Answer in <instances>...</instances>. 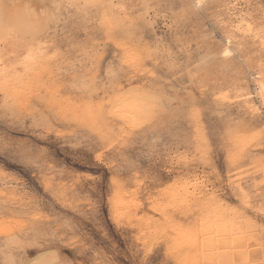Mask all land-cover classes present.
Returning <instances> with one entry per match:
<instances>
[{"label": "rangeland", "instance_id": "obj_1", "mask_svg": "<svg viewBox=\"0 0 264 264\" xmlns=\"http://www.w3.org/2000/svg\"><path fill=\"white\" fill-rule=\"evenodd\" d=\"M194 1L0 0V264L264 258V0Z\"/></svg>", "mask_w": 264, "mask_h": 264}, {"label": "bare ground", "instance_id": "obj_2", "mask_svg": "<svg viewBox=\"0 0 264 264\" xmlns=\"http://www.w3.org/2000/svg\"><path fill=\"white\" fill-rule=\"evenodd\" d=\"M211 0H206V2H205V4L204 5H206V3H208V2H210ZM194 6H195V8H198L197 6H196V0L194 1V4H193ZM192 5V6H193ZM204 5L202 6V7H204ZM209 5H211V4H209ZM116 7V6H115ZM202 7H199V8H202ZM115 9V8H114ZM120 9V8H119ZM203 9V8H202ZM116 10V9H115ZM120 11V10H119ZM115 12V11H114ZM117 13V12H116ZM119 13V12H118ZM232 33V32H231ZM228 33H226V35L223 37V44H221L222 46H221V48H220V50H219V52H218V55H219V57H217V59L216 58H214L213 60H215L214 62L215 63H218V64H223V63H226V61H227V58L229 57H225L224 55H223V53L225 52V51H228V52H230V53H232L233 51H234V46H235V42L233 41L234 39H232V37L230 36V35H227ZM230 34V33H229ZM4 35V34H3ZM6 35V34H5ZM9 35V34H8ZM7 35V36H8ZM231 35H233V34H231ZM234 36V35H233ZM235 37V36H234ZM3 39V38H2ZM8 39L9 40H11L9 37H8ZM4 41H6V40H4ZM8 41V40H7ZM6 41V42H7ZM12 41V40H11ZM11 41L10 42H8V43H11ZM1 42V41H0ZM27 42V41H26ZM25 42V43H26ZM7 43V45L9 46L10 44H8ZM13 43V42H12ZM30 43V42H29ZM33 43V42H32ZM36 43V42H35ZM22 44H24V43H22ZM27 44V43H26ZM37 44V43H36ZM4 45V44H3ZM15 46H17L16 44H14ZM32 45V44H31ZM33 45H35V44H33ZM32 45V46H33ZM7 46V47H8ZM4 47H5V45H4ZM37 47H38V45H37ZM9 48H10V46H9ZM14 47H12V49H13ZM24 48H25V46H24ZM3 49V48H2ZM6 49H8V48H5V50ZM15 49V51H17V49L18 48H14ZM13 49V50H14ZM23 48H21L20 50H22ZM28 49V48H27ZM31 49H34L33 47L31 48ZM11 50V49H10ZM19 50V49H18ZM36 50V49H35ZM235 50H236V48H235ZM4 51V50H3ZM14 51V52H15ZM24 51V50H23ZM1 52V51H0ZM13 52V51H12ZM25 52V51H24ZM27 52V54H26V56L28 57V59H31L32 58V55H34V54H32L31 55V51L29 50V51H26ZM34 51L32 50V53H33ZM36 52V51H35ZM39 52V51H38ZM238 52V51H237ZM5 53V52H4ZM15 53H18V52H15ZM20 53V52H19ZM9 54H10V51H9ZM8 54V55H9ZM25 54V53H24ZM13 55V54H12ZM23 55V54H22ZM233 55V54H232ZM2 56V55H1ZM5 56H6V53H5ZM11 56V55H10ZM17 56H19V55H17ZM23 57V56H22ZM34 57V56H33ZM36 57V56H35ZM17 58H19V57H17ZM5 59H7V58H5ZM20 59V58H19ZM35 59V58H34ZM9 60V59H8ZM12 60V59H11ZM15 60H17V59H14V62H17V61H15ZM33 60V59H32ZM1 61V60H0ZM9 62V61H8ZM13 62V61H12ZM20 62V61H19ZM31 62V61H30ZM29 62V63H30ZM12 65H13V63H11ZM15 64V63H14ZM227 64H229V62L227 63ZM226 64V65H227ZM9 65H10V63H9ZM26 65V64H25ZM12 67V66H11ZM15 67V66H14ZM1 68V67H0ZM230 68V67H229ZM12 69V68H11ZM10 69V70H11ZM15 69H16V67H15ZM209 69V68H208ZM1 70H3L4 71V69H1ZM0 70V71H1ZM218 70V69H217ZM220 70V69H219ZM14 72V71H13ZM1 73V72H0ZM10 74V73H9ZM12 75H13V73H12ZM11 75V76H12ZM261 79H263V78H261ZM260 79V80H261ZM259 79L257 80V81H260ZM264 80V79H263ZM256 82V81H255ZM264 82V81H263ZM258 84V83H257ZM256 84V85H257ZM246 91V90H245ZM248 91V90H247ZM253 92H255V96L257 97V98H255V99H258V98H260V102L262 103L261 105H264V83H262V84H258L257 85V87H256V89L253 91ZM248 93V92H247ZM247 93H245V94H247ZM244 94V95H245ZM246 96V95H245ZM247 97L249 98V93L247 94ZM241 98H243V96L241 97ZM246 98V97H245ZM244 98V99H245ZM247 99V98H246ZM252 99V98H251ZM148 100V99H147ZM250 99H248V101H249ZM247 101V102H248ZM251 101H253V100H250V102ZM255 101V100H254ZM253 101V102H254ZM245 102V101H244ZM147 103V102H146ZM246 103V102H245ZM144 104V103H143ZM247 104V103H246ZM251 105V104H250ZM143 106H145V105H142V107ZM147 107H148V105H146ZM145 106V107H146ZM150 106V105H149ZM141 107V108H142ZM248 107H249V105H248ZM253 107V106H252ZM140 108V109H141ZM256 108V107H255ZM148 110V108H145V110ZM250 109H252V108H250ZM254 109V108H253ZM146 110V111H147ZM264 110V109H263ZM144 110L142 109V112H143ZM145 111V112H146ZM254 111V110H253ZM258 111V110H257ZM144 113V112H143ZM191 187V186H190ZM193 187V186H192ZM187 188H189V187H187ZM197 193V192H196ZM192 195V194H191ZM196 196V195H195ZM191 197V196H190ZM189 198V197H188ZM192 200V199H191ZM194 200V199H193ZM189 201V200H188ZM233 224V223H232ZM210 226V225H209ZM212 226V225H211ZM232 230V229H231ZM228 227H227V225L226 226H222L221 224H214V226H212V231H213V233L215 234V233H221L224 237H226L227 239H224V240H220V241H217V240H211V241H209V243L208 244H203V243H205V242H203L204 241V239L201 237V239H203V241L202 240H199V243H198V241H196V239H198L199 237H196V239H193L191 236H189V237H191V239L192 240H189L188 242H186L187 240H185V242H182V243H185V245L187 246V248H190V249H196L197 251H198V255H202V256H207V257H209L210 259L211 258H213L212 260V263H209V264H264V258H262V259H253V258H251V256H249V254H250V252H248L247 253V251H249V250H246V251H244V249H247V248H243V247H245V245L243 246V244L244 243H242L241 244V242H242V239L243 238H241V237H239V236H237V237H235L234 235H232L231 233H230V231H231ZM233 231V230H232ZM204 233V235H205V232H203ZM212 233V232H211ZM208 235H210L209 233H208ZM202 236V235H201ZM207 236V235H206ZM189 237H188V239H189ZM219 237V236H218ZM223 237V238H224ZM195 238V237H194ZM223 238H221V239H223ZM210 240V239H209ZM198 243V244H197ZM201 244V245H200ZM242 245V246H241ZM185 247V246H184ZM247 247V246H246ZM236 248H239V249H237V251H235L236 250ZM239 250V251H238ZM258 254V253H257ZM259 256L261 255L260 254V252H259V254H258ZM256 256L257 255H255V257L254 258H256ZM200 257V256H199ZM257 258H259V257H257ZM35 261H37V260H35ZM35 261H33V262H35ZM40 261V260H39ZM33 262L32 263H29V264H33ZM37 264V263H36ZM39 264V263H38Z\"/></svg>", "mask_w": 264, "mask_h": 264}, {"label": "snow or ice", "instance_id": "obj_3", "mask_svg": "<svg viewBox=\"0 0 264 264\" xmlns=\"http://www.w3.org/2000/svg\"><path fill=\"white\" fill-rule=\"evenodd\" d=\"M205 2H206V0H196V6L199 8V7H202L204 4H205ZM223 55L225 56V57H228V56H230V55H232V53H230V52H228V51H225L224 53H223Z\"/></svg>", "mask_w": 264, "mask_h": 264}]
</instances>
